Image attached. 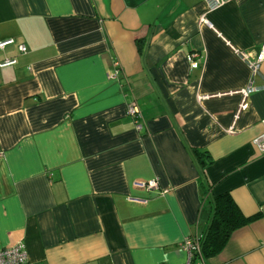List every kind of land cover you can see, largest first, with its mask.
I'll list each match as a JSON object with an SVG mask.
<instances>
[{
	"label": "crops",
	"instance_id": "obj_1",
	"mask_svg": "<svg viewBox=\"0 0 264 264\" xmlns=\"http://www.w3.org/2000/svg\"><path fill=\"white\" fill-rule=\"evenodd\" d=\"M205 12L202 0H0V42L12 40L0 47V249L21 242L25 264H186L182 242L228 193L256 218L206 263L264 264L252 143L264 89L235 118L241 90L264 85V60L249 67L264 0H226L206 12L212 27Z\"/></svg>",
	"mask_w": 264,
	"mask_h": 264
},
{
	"label": "built area",
	"instance_id": "obj_2",
	"mask_svg": "<svg viewBox=\"0 0 264 264\" xmlns=\"http://www.w3.org/2000/svg\"><path fill=\"white\" fill-rule=\"evenodd\" d=\"M225 1L226 0H202V2L206 6V12L217 10L225 3ZM206 12L199 16V22L201 24H205L209 27H212L211 23L209 22L207 18ZM11 41H12L11 39L1 41L0 47L4 46L7 43H10ZM19 49L21 52L26 51V47L24 44H21L19 46ZM195 56H196L195 53H191L188 55V60L191 62L192 65H194L193 57ZM262 60H264V44H262L260 51L255 56V58L249 61V67L252 69L254 73L258 71ZM9 61L6 60L4 63H8ZM259 89H264V85L257 87V86H253L250 84L246 88L241 90L242 98H241V102L239 104L237 113L235 115V118L238 117V114L241 111H244L245 109H247L248 96L252 92L257 91ZM127 114L132 118L135 128L139 130L141 128V124H140L141 112L135 101H131L128 103ZM228 131L232 132L233 128L232 127L229 128ZM252 143L259 152H264V133L253 138ZM134 185L137 187H141V188L151 189V188L157 187V182L155 179H151L148 181L135 182ZM182 247L187 251V254H188V259H187L186 264H190L193 254L199 251L197 238L196 237L186 238L182 242ZM26 260H27V254H26L25 246L21 242H17L13 245L6 246L0 249V264H25ZM80 264H87V263H80ZM196 264H205V262L203 261L202 258H198Z\"/></svg>",
	"mask_w": 264,
	"mask_h": 264
},
{
	"label": "trees",
	"instance_id": "obj_3",
	"mask_svg": "<svg viewBox=\"0 0 264 264\" xmlns=\"http://www.w3.org/2000/svg\"><path fill=\"white\" fill-rule=\"evenodd\" d=\"M193 153L199 162V166L203 167L204 164L212 162L204 150L194 149ZM202 176L204 177V175ZM202 181L205 190L208 192L210 185L205 184L203 179ZM211 206V214L204 232L194 236L198 240L199 251L193 254L190 264H196L198 258H202L207 264L206 259L221 252L235 230L256 218V216L243 215L228 193L212 196Z\"/></svg>",
	"mask_w": 264,
	"mask_h": 264
}]
</instances>
